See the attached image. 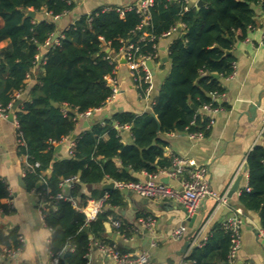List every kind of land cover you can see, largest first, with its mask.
<instances>
[{"label":"trees","instance_id":"trees-1","mask_svg":"<svg viewBox=\"0 0 264 264\" xmlns=\"http://www.w3.org/2000/svg\"><path fill=\"white\" fill-rule=\"evenodd\" d=\"M154 1L151 25L146 31L160 36L184 25L186 34L185 40L178 36L169 47L171 68L154 99L152 113L155 117L151 113L140 116L118 113L114 121H106L105 126L97 123L80 134L70 158L55 160V148L50 146V141H61L74 132L77 122L73 120V111L103 107L111 95L106 77L112 74L114 67L105 59L103 44L118 52L121 40L137 42L141 33L136 27L141 19L135 11L121 17L115 11L104 12L101 8L69 25L62 32L59 45L45 47L46 41L57 31L56 24L52 20L35 21L28 17L29 11H45L58 17L72 11L74 5L66 0H0V41H10L7 50L0 53L2 108L13 104L16 92L24 91L28 77L38 65L42 48L46 49L38 83L28 90V99L14 112L26 143L18 153L27 155L29 164H39L23 178L27 191L49 190L50 196H57L62 180L78 176V184L71 194L79 196L82 186L94 187L88 198L97 200L105 193L100 186L107 179L137 182L126 169L155 174L172 167V160L164 158L167 144L160 135L206 132L209 118L201 108L205 104L216 105L212 96L225 92L211 74L227 78L232 73L234 57L227 52L234 42L246 39L249 29L255 25L253 5L261 3L264 9V2L203 0L204 7H193L185 12L178 1ZM142 52H153L152 44L145 46ZM65 105L72 110L68 114L62 111ZM11 112L8 110L9 114ZM125 126L131 127L134 140L130 145L121 140L120 132ZM104 134L109 135V140L102 139ZM246 167L249 189L241 190L239 201L246 211L259 214L264 231L263 144L255 146L248 155ZM49 170L51 174H47ZM40 181L42 185L37 189ZM109 193L108 205L122 207V192L116 189ZM8 198L9 185L0 177V214L3 216L12 212L6 202ZM45 204L44 221L53 232L50 248L55 255L60 254L59 264H85V256L94 242H112L102 239L110 218L120 219L111 208L96 221L86 223L85 215L68 201L46 199ZM126 233L130 235L129 230ZM3 245H19L16 230L6 234L0 228V246ZM230 246V234L222 226H215L206 245L194 248L186 260L190 264H228Z\"/></svg>","mask_w":264,"mask_h":264},{"label":"crops","instance_id":"crops-1","mask_svg":"<svg viewBox=\"0 0 264 264\" xmlns=\"http://www.w3.org/2000/svg\"><path fill=\"white\" fill-rule=\"evenodd\" d=\"M66 1L72 3L74 8L61 16L52 17L45 11L35 13V21H54L58 38L62 36V32L69 25L98 9L129 6L140 0ZM198 1L190 0L194 6ZM253 9L255 25L249 29L245 40L234 42L232 49L228 51L234 57L235 75L217 79L225 92L212 97L215 103L222 104V110L213 116L204 113L209 120L211 118L213 120V124L205 132V137L202 140H192L188 137L187 132H174L159 136L167 144L164 149V158L168 160H172L173 157L188 159L191 162L190 168L207 167V177L212 191L219 196L227 194L225 202L220 203L218 207L215 199L207 198L199 210L192 217H188L186 209L174 201L146 199L132 192L128 196L122 193L124 195L123 206L113 208L108 206V208L119 215L122 222L129 228L130 235L127 240L122 239L109 220L102 236L103 240H111L128 252L148 250L151 255L149 264H181L185 256L181 251L187 241H190L202 229H204L202 236L210 237L215 226H222L226 220L240 210L244 215V223L238 264H264V231L261 227L259 214L246 211L239 201L241 190L246 189L249 184L248 172L244 168L246 159L255 146L261 143L260 132L264 118V9L261 3L253 5ZM0 25H2L1 20ZM182 32H184L183 28ZM178 36L180 37V33L177 31L172 36L161 39L158 43L160 62L156 63L153 68L152 90L149 99L145 100L140 96L129 66L121 61L116 74L119 81L117 97L111 103L103 106L91 119L79 122L74 132L55 147V157L58 159L70 158L71 145L76 140H72L73 134L78 137L86 130L92 129L97 123L106 125V121H114V117L118 113H133L137 116L151 113L155 103L154 99L171 68L169 47ZM9 44V40L0 41V53L7 50ZM45 50L42 48V52L37 58L38 65L26 81L23 93L20 94L19 100L21 99L22 103L28 99L26 96L28 90L38 83L37 77L44 61ZM22 103L17 110L20 109ZM17 132L16 118L11 122L8 116H0V177L9 185L14 194L12 212L7 216L0 214V228L6 234L16 230L18 237H22V240L24 239V233L21 231L22 225L33 234H37L41 230L50 233L47 237L46 252L41 260L37 259L36 264H53L49 255L52 229L44 221L38 207L37 197L19 184V179L23 178V168L28 164V157L18 153ZM120 136L123 144L133 143L131 127H123ZM102 139L109 140V135L104 134ZM117 164L119 165V162ZM153 166L157 168V163H154ZM126 171L137 182L149 180V174L145 170L135 172L129 168ZM165 178V175L160 174L157 181L162 182ZM238 178L241 179L239 188L230 195ZM111 181L114 180L107 179L102 184ZM168 185L178 187L179 183L174 179H168ZM93 188L82 186L79 196L84 195L85 197L76 196L82 206L89 207L87 210L95 206L93 204L95 200L88 198V194ZM104 192L106 193V191ZM147 216L153 217L156 221L155 236L147 234L139 223L140 218ZM26 218H29L35 227L28 224ZM179 226L186 227L187 231L183 238L180 240L169 239L168 234ZM151 240L158 241L155 248L149 247ZM97 242L100 241L97 240ZM0 264H16V260L4 261ZM91 264H111V262L103 258L98 250L93 249Z\"/></svg>","mask_w":264,"mask_h":264},{"label":"built area","instance_id":"built-area-1","mask_svg":"<svg viewBox=\"0 0 264 264\" xmlns=\"http://www.w3.org/2000/svg\"><path fill=\"white\" fill-rule=\"evenodd\" d=\"M181 3L183 10L185 12L189 11L194 6L190 0H174ZM154 0H140L139 2L124 6V7H106L103 9L104 12H117L121 17H124L125 13L128 11H135L140 19V24L136 27V31L141 33V36L137 40V42H129L128 40H121L122 47L118 52H114L110 49V47L104 43L103 48L106 52L105 59L109 61L111 65H113V71L111 75L106 77L107 86L111 89V95L107 99L105 105L111 103L119 94V81L116 77L117 67L119 63L124 60V63L129 66L131 71V76L133 78L134 84L139 90L140 96L147 100L149 99L150 92L152 90V72L148 68L147 63L152 62L153 66L160 61V55L158 51V43L161 39L168 38L173 34L177 33L178 28H183L184 25H179L178 27H174L171 30L161 34L160 36H156L154 34L148 33L146 28L151 25V17L150 12L151 8L154 6ZM264 2V0H262ZM62 37V36H61ZM53 38V37H52ZM52 38L46 41L45 47L59 45V38L52 41ZM264 42V35H263ZM148 44H152L153 52L143 53L142 49ZM108 50V51H107ZM158 60V61H157ZM235 63H233V70L229 77L235 75ZM204 75V73H202ZM30 76L28 77V79ZM22 91L16 92L14 95L13 104L19 100L20 94ZM215 103V102H214ZM10 104L7 109L2 108L0 105V116L7 117L9 115L8 110H12V105ZM104 105V106H105ZM222 104L217 103L214 105L213 103L205 104L201 108V112L208 115H215L222 110ZM102 107L87 110L84 112L73 111V120L77 122V124L84 120L91 119L96 113H98ZM63 113L68 114L72 110L65 105L63 107ZM14 118H16L14 116ZM211 124H213L212 118L209 120V123L206 127V131L210 128ZM105 126V124H102ZM18 126V124H17ZM115 128L120 130V127L115 124ZM187 135L192 140H202L205 137V131L198 132H189L187 131ZM68 138V137H67ZM66 138L61 141L51 140L50 146L56 147L61 144ZM260 140L261 144L264 145V118L263 125L260 132ZM16 143L18 151L20 148H25L26 143L23 139L22 133L17 132ZM76 147L75 141L71 145L70 154L71 156L74 154L73 151ZM191 162L188 159L173 157L172 158V167L170 169L160 170L158 173L149 174V180L146 182H116L117 189H127L132 193L137 194L140 197L152 200H169L174 201L182 205L187 212L188 217H192L202 206L204 201L207 198H213L217 201L218 207L220 203L225 202L227 198V194L219 196L214 193L210 187L208 181V168L207 167H194L190 168ZM39 167V164H27L22 171V177L24 178L28 173H32L36 168ZM246 165L244 166V168ZM163 174L168 179H174L179 183V186H170L163 182L157 181L159 175ZM78 184V176H73L67 179H64L60 183V193L57 196H50L49 190L44 192H37L35 190L31 191L38 200V207L41 214L44 217V213L47 211V207L45 204L46 199H56V200H65L68 201L76 210L83 213L85 215L86 223H90L95 221L100 214L106 211L108 208V201L110 199V193L106 192L100 199L94 201V207L90 210L88 206H82L79 202V199L71 194V190H73ZM249 189L248 186L246 188ZM48 198H46V196ZM14 199V194L11 188L9 187V198L7 199V204L12 209V202ZM110 222L112 227L116 230L117 234L124 240H127L129 228L122 222L121 219H113L110 218ZM140 225L144 228L145 232L151 236L156 235V221L153 217L147 216L139 219ZM244 223V215L238 210L234 216L229 218L222 225L225 232L230 234L231 238V246L228 254V264H238V254L242 245V226ZM1 226V220H0ZM185 226H179L178 228L172 230L168 234L169 239L180 240L183 238L186 233ZM204 229L197 232L194 237L189 241L190 245L185 253L184 259L181 264H190L186 260L189 256L190 252L196 247H203L206 245L208 240V236H202ZM19 245L0 246V262L7 261H15L16 254L22 248V237H18ZM157 240H151L150 248H155L157 246ZM93 249L99 251L103 258L107 259L111 264H149L151 255L148 250H140L134 252H128L124 250L120 245L115 242H94L91 245L87 255L85 258L87 262L85 264H91V253ZM49 255L53 260V264H59V255H55L54 252L49 250Z\"/></svg>","mask_w":264,"mask_h":264},{"label":"water","instance_id":"water-1","mask_svg":"<svg viewBox=\"0 0 264 264\" xmlns=\"http://www.w3.org/2000/svg\"><path fill=\"white\" fill-rule=\"evenodd\" d=\"M204 6H205V2H204L203 0H199V1L196 3V8H197V9H200V8H202V7H204ZM28 17H29V18H32V19H35V12H34L33 10H30L29 13H28ZM178 32L180 33V38H181L182 40H185L186 34H185L184 32H182V28H178ZM58 37H59V35H58L57 33H55L54 36H53V38H52V41L54 42L55 40L58 39ZM107 51H108V50H107ZM227 54H228V55H231V52H227ZM122 61H124V60H122ZM147 66H148V68L151 70L152 74H154V70H153L154 66H153V63H152V62H148V63H147ZM211 77H212L213 79H216V80H217V79H219L220 76H219L218 74H211ZM21 103H22V100L20 99V100H17V101L12 105V112L8 115V119H9V121L12 122V121L14 120V116H15V115H14V112L17 111V109H18V107L20 106ZM191 107H192L194 110H197L193 104L191 105ZM151 115H152L153 117H155L154 113H152V112H151ZM159 129H160V126H159ZM76 138H77L76 134H73V136H72V140H75ZM55 160H58V158L55 157ZM246 170H247V167H246ZM47 174H51V170H49V171L47 172ZM240 180H241L240 178H238V179L236 180L234 186H233L232 189H231V192H230L231 194H230V195L234 194V193L238 190ZM162 182L165 183V184H168V179L165 178V179L162 180ZM19 184H20V186H21L22 188L26 189V185L24 184L23 178H20V179H19ZM41 185H42V181L38 182V184H37V189H38ZM100 189L103 190V191H106V192H113V191H115V190L117 189V187H116V182H115V181L105 182L104 184H102V185L100 186ZM119 190H120L124 195H126V196H128V195L130 194V191L127 190V189H119ZM189 245H190V242L187 241V242L185 243V245H184V248H183L182 251H181L182 254H185V253H186V251H187Z\"/></svg>","mask_w":264,"mask_h":264},{"label":"clouds","instance_id":"clouds-1","mask_svg":"<svg viewBox=\"0 0 264 264\" xmlns=\"http://www.w3.org/2000/svg\"><path fill=\"white\" fill-rule=\"evenodd\" d=\"M26 219L28 224L35 227L29 218ZM21 231L24 233L23 247L16 254V264H36L37 259L41 260L46 252L47 237L50 233L41 230L37 234H33L23 225Z\"/></svg>","mask_w":264,"mask_h":264},{"label":"bare ground","instance_id":"bare-ground-1","mask_svg":"<svg viewBox=\"0 0 264 264\" xmlns=\"http://www.w3.org/2000/svg\"><path fill=\"white\" fill-rule=\"evenodd\" d=\"M245 170H246V167H245Z\"/></svg>","mask_w":264,"mask_h":264}]
</instances>
